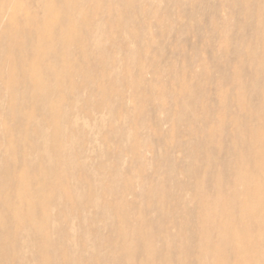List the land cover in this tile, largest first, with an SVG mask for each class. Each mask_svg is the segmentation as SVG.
Returning <instances> with one entry per match:
<instances>
[{"label": "rangeland", "instance_id": "obj_1", "mask_svg": "<svg viewBox=\"0 0 264 264\" xmlns=\"http://www.w3.org/2000/svg\"><path fill=\"white\" fill-rule=\"evenodd\" d=\"M0 264H264V0H0Z\"/></svg>", "mask_w": 264, "mask_h": 264}]
</instances>
